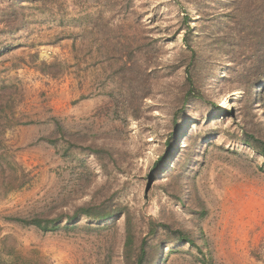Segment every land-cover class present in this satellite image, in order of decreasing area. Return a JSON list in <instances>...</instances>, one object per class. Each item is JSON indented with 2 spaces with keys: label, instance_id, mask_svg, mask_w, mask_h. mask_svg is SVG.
I'll return each mask as SVG.
<instances>
[{
  "label": "rangeland",
  "instance_id": "1",
  "mask_svg": "<svg viewBox=\"0 0 264 264\" xmlns=\"http://www.w3.org/2000/svg\"><path fill=\"white\" fill-rule=\"evenodd\" d=\"M263 72L264 0H0V264H264Z\"/></svg>",
  "mask_w": 264,
  "mask_h": 264
},
{
  "label": "trees",
  "instance_id": "2",
  "mask_svg": "<svg viewBox=\"0 0 264 264\" xmlns=\"http://www.w3.org/2000/svg\"><path fill=\"white\" fill-rule=\"evenodd\" d=\"M264 80V72L258 79V83ZM4 104L3 108L0 107V190L4 189L5 191H9L10 189L18 188L23 186L26 181V174L24 171L18 174V167L19 165L16 163L14 158L10 155L7 150V147L4 145V130L8 126L12 125L10 119V113H7V108L9 105V100L1 103ZM11 122V123H10ZM248 139H246V143L253 147L257 152H259L264 157V138L256 137L255 135H248ZM21 176V177H20ZM120 210V209H118ZM114 214V211L106 210L104 208H88V207H81L77 210V212L73 215L68 216V218H74L79 215L86 216L90 218H108ZM17 221L24 223L25 225H34L44 231H53L60 228L61 224L59 223L60 217H46L41 214H37L33 217L29 218H21L15 217ZM128 230H127V238L125 242V256L127 264H157L158 259L151 257L152 251L149 252L147 245L148 240L143 239L141 246L137 254L134 256V244H135V236L131 229V222L128 219ZM68 224V223H67ZM153 224V223H152ZM162 228L171 232V226L167 224H161ZM157 225H152L151 233H155L157 231ZM177 236L174 239L179 241L187 242L193 245H196V240L190 234L183 230H176ZM197 246V245H196ZM200 253L203 256L204 264H216L211 257H207L206 252L202 249L201 246L198 247Z\"/></svg>",
  "mask_w": 264,
  "mask_h": 264
}]
</instances>
